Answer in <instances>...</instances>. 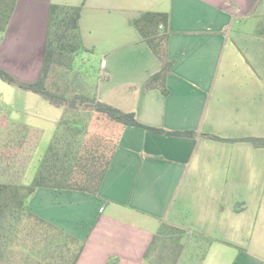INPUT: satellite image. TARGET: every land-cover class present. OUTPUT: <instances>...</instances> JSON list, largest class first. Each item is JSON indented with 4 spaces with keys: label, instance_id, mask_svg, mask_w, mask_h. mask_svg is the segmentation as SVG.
Wrapping results in <instances>:
<instances>
[{
    "label": "crops",
    "instance_id": "1",
    "mask_svg": "<svg viewBox=\"0 0 264 264\" xmlns=\"http://www.w3.org/2000/svg\"><path fill=\"white\" fill-rule=\"evenodd\" d=\"M50 4H82L80 34L99 60L101 102L145 126L196 136L118 128L97 194L38 188L29 209L84 241L76 264H146L161 223L204 243L191 263L264 264V148L241 140L260 137L263 127L264 36L256 29L264 0H17L0 33V69L18 81L40 75ZM147 11L169 15L167 96L144 89L160 64L130 21ZM0 98V152L18 126L35 138L21 179H12L17 157L0 176L27 185L64 110L1 80Z\"/></svg>",
    "mask_w": 264,
    "mask_h": 264
},
{
    "label": "trees",
    "instance_id": "2",
    "mask_svg": "<svg viewBox=\"0 0 264 264\" xmlns=\"http://www.w3.org/2000/svg\"><path fill=\"white\" fill-rule=\"evenodd\" d=\"M16 2L0 0V33L6 30ZM81 11L82 4L49 5L43 66L34 82L18 81L0 69V80L5 84L34 93L64 110L30 183L0 182V264H76L78 261L84 241L34 214L28 201L38 188L97 194L117 148L118 134L108 147L101 138L88 137L90 120H105L120 125L119 128L135 127L173 137L196 136L194 131L170 132L145 126L133 112H124L98 99L97 86L103 77L92 65L77 63L81 55L92 54L82 42ZM130 25L160 64L159 70L146 79L144 89L158 90L167 96L166 79L173 65L168 59V13L147 11L132 19ZM256 33L264 36V18ZM17 129L18 137L9 138L0 152V168L12 172L10 165L17 157L22 165L17 166L18 175V167H23L24 172L32 157L28 149L35 148V138L30 137L25 126ZM241 140L255 148H264V138ZM184 235L183 230L161 223L144 253V262L177 264L184 248ZM107 264H118V260L111 258Z\"/></svg>",
    "mask_w": 264,
    "mask_h": 264
},
{
    "label": "rangeland",
    "instance_id": "3",
    "mask_svg": "<svg viewBox=\"0 0 264 264\" xmlns=\"http://www.w3.org/2000/svg\"><path fill=\"white\" fill-rule=\"evenodd\" d=\"M83 63V65L85 66H89L92 65L93 67H95L96 69L99 66V60L94 58L93 55L90 54H83L80 57H78L77 63ZM7 85V84H6ZM6 110V107L3 105V102L0 98V115L4 114ZM263 127L261 129V133H260V137L257 138H264V120L262 122ZM120 125L112 123L110 124L109 122L105 121V120H95L92 119V121L90 120L89 125H88V137H92V136H96L98 138H101V141H105L109 145H112L115 142L116 139V135L118 132V129L115 128H119ZM42 154V153H41ZM38 156L35 161H34V165L38 164L41 155ZM37 161V162H36ZM33 165V166H34ZM18 166V165H17ZM22 166V165H21ZM32 170H34V172L36 171L37 167H31ZM2 172H6L3 169L0 168V174H2ZM22 172H23V167H18V175H16L17 177L12 178L13 180H15L14 182H18V179H21L22 177ZM9 180L7 178H3L0 176V182ZM18 180V181H16ZM184 240L187 241L188 246L187 249L185 251V254L182 258V262L181 264H194L193 262H190V259L196 255L201 253L202 249H203V245L204 243L197 237L194 236V234H187L184 235ZM183 240V242H184Z\"/></svg>",
    "mask_w": 264,
    "mask_h": 264
}]
</instances>
